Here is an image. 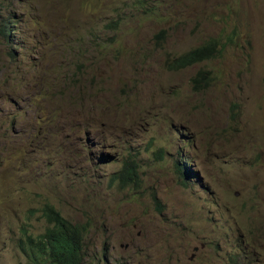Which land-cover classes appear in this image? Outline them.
<instances>
[{
    "label": "rangeland",
    "instance_id": "374dc122",
    "mask_svg": "<svg viewBox=\"0 0 264 264\" xmlns=\"http://www.w3.org/2000/svg\"><path fill=\"white\" fill-rule=\"evenodd\" d=\"M45 203L88 225L83 264H264V0H0V264Z\"/></svg>",
    "mask_w": 264,
    "mask_h": 264
},
{
    "label": "trees",
    "instance_id": "16d2710c",
    "mask_svg": "<svg viewBox=\"0 0 264 264\" xmlns=\"http://www.w3.org/2000/svg\"><path fill=\"white\" fill-rule=\"evenodd\" d=\"M2 33L6 39L12 34L11 25L4 23ZM165 34L161 32V36ZM217 40L189 50L188 52L168 61L170 71L179 72L189 67L202 64L216 58L220 52ZM213 71L202 69L192 79L195 92L208 90L217 80ZM181 177L186 175L187 169L178 168ZM140 181L139 163L132 156L123 161L119 172L112 175L111 186L117 184L122 189L137 186ZM39 213L46 227L41 234L33 235L26 225L20 228L17 249L29 264H83L87 224H74L51 204L45 203L40 209L29 212V215Z\"/></svg>",
    "mask_w": 264,
    "mask_h": 264
},
{
    "label": "bare ground",
    "instance_id": "6f19581e",
    "mask_svg": "<svg viewBox=\"0 0 264 264\" xmlns=\"http://www.w3.org/2000/svg\"><path fill=\"white\" fill-rule=\"evenodd\" d=\"M42 95V94H41ZM95 107V106H94Z\"/></svg>",
    "mask_w": 264,
    "mask_h": 264
}]
</instances>
